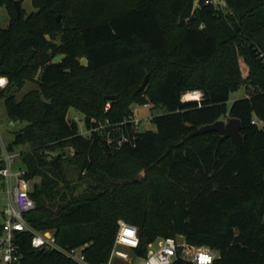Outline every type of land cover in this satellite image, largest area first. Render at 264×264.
Returning <instances> with one entry per match:
<instances>
[{"label": "trees", "instance_id": "16d2710c", "mask_svg": "<svg viewBox=\"0 0 264 264\" xmlns=\"http://www.w3.org/2000/svg\"><path fill=\"white\" fill-rule=\"evenodd\" d=\"M225 1L31 0L34 10L18 15L14 0H0L10 14L0 28V99L11 121L26 122L7 148L29 144L20 163L38 178L26 213L35 228L83 245L91 264L108 262L118 219L137 227L140 256L183 236L216 250L213 264H264V0ZM27 82L36 87L18 99ZM243 85L248 94L229 107ZM192 89L200 102L182 100ZM135 103L153 106L156 130L138 131ZM231 117L242 122L241 146L216 131L190 136ZM1 157L0 144V167ZM66 160L92 180L81 194ZM31 236L18 240L25 264H76L33 248Z\"/></svg>", "mask_w": 264, "mask_h": 264}, {"label": "built area", "instance_id": "2783aa9c", "mask_svg": "<svg viewBox=\"0 0 264 264\" xmlns=\"http://www.w3.org/2000/svg\"><path fill=\"white\" fill-rule=\"evenodd\" d=\"M199 1L195 0V4H198ZM204 1L212 3L218 8H223L226 5L225 0ZM7 84V76L0 75V89L6 87ZM202 97V90L192 89L183 93L182 100L200 102ZM152 117L153 115L151 119ZM135 122L137 124V119ZM260 124L263 125L264 121H260ZM0 144L3 161V165L0 167V193L5 195V203L0 208V263L25 264L18 240L20 234L29 232L32 234L31 245L33 248L58 251L76 264H91L83 245L63 246L58 242L52 230L37 229L27 219L26 213L36 207V202L30 195L33 179L27 177L25 166L18 161V154L8 150L1 132ZM118 225V231L106 264H112L114 258L128 263L136 261L137 264H172L177 260L192 264H213L217 256L216 250L207 246L192 245L183 236L181 240L178 237L160 238L157 240V247L154 246L155 242L150 243L147 255L140 256L135 251L140 244L137 227L123 219H118Z\"/></svg>", "mask_w": 264, "mask_h": 264}, {"label": "rangeland", "instance_id": "374dc122", "mask_svg": "<svg viewBox=\"0 0 264 264\" xmlns=\"http://www.w3.org/2000/svg\"><path fill=\"white\" fill-rule=\"evenodd\" d=\"M21 7H23L26 15L34 10L31 0H23L21 2L20 9ZM9 22H10V14L8 12V9L6 6H1L0 28H6L9 25ZM57 59L58 57L55 58V60ZM238 62L243 77H246V75L248 74V66L243 56L240 54H238ZM35 87L36 84L34 82H27L21 90L17 91V98L20 99L24 93ZM247 94H248V89L244 85L241 86L239 89L232 91L230 93V98L227 102L228 106L230 107L236 99L244 97ZM132 108L134 111V117L135 119H137L138 131L156 130V124L151 119V116L153 115L152 105H146L144 103H135L132 106ZM163 111L164 110L159 109L157 110L156 113ZM69 117L74 118L78 122L79 129L81 132L87 131L84 115L81 112H79L76 108L74 107L70 108ZM25 124L26 122L11 121L8 118L6 108L4 105V100L0 99V132L3 136L4 143L7 144L10 141H12L16 132H18L23 126H25ZM28 149H29V144H22L16 148L14 152L18 154L19 162H22L20 153L23 150H28ZM64 167H65L67 182H69V184H71L72 186H75L74 192L76 195L81 194L87 187H89L90 182H92V180H90V177L86 176V174L83 171H80L79 167L75 163H69L66 160L64 162ZM140 172L144 174L145 170L142 169ZM36 181H38V178L32 180V184H34V182ZM4 203H5V195L3 193H0V208L4 205ZM178 239L181 240L182 236H178ZM157 245L158 242L155 241L154 246L157 247ZM112 264H137V262L135 261L133 263H128L119 258H114Z\"/></svg>", "mask_w": 264, "mask_h": 264}, {"label": "water", "instance_id": "95a60500", "mask_svg": "<svg viewBox=\"0 0 264 264\" xmlns=\"http://www.w3.org/2000/svg\"><path fill=\"white\" fill-rule=\"evenodd\" d=\"M14 5L16 8L17 14L19 15L20 10H21L20 9L21 0H14ZM147 81H148V76L145 77L141 87H144ZM114 97H115L114 94L109 95V98H114ZM241 127H242L241 120L236 117H231L229 119H221L213 123L204 124L196 128L195 130H193L190 133V136L203 134V133L210 132V131H216L226 137H230L237 144V146H241L242 141H243Z\"/></svg>", "mask_w": 264, "mask_h": 264}]
</instances>
